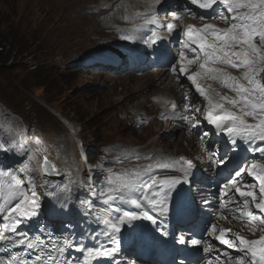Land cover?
Returning <instances> with one entry per match:
<instances>
[{
	"label": "rangeland",
	"instance_id": "374dc122",
	"mask_svg": "<svg viewBox=\"0 0 264 264\" xmlns=\"http://www.w3.org/2000/svg\"><path fill=\"white\" fill-rule=\"evenodd\" d=\"M151 1L148 13L155 20L148 22L140 18L130 22L135 12L144 15L140 10L142 8L136 4L133 5L138 8L130 11L123 9L117 15L109 1L0 0V39L10 37L22 41L24 48H29L27 51L10 50L6 58L0 59V100L27 126L24 129L20 127L13 122L15 117L9 118L0 107V131L3 132L0 142L11 137L17 144L12 151H0V168L12 170L26 165L30 171L23 173L25 179H32L37 191L42 193L43 180L32 170L34 156L45 146L61 154L60 148L65 140H69L67 148L71 149L72 161L63 163L65 159L61 154L62 158H58L60 165L65 166L67 175L70 172L74 178L83 179L86 185L90 173L99 178L117 173H137V162L142 159L145 149L153 151L161 147L174 153L183 152L188 139L183 138V126H178V121L170 123L163 118L147 126L155 100L163 94L159 90L168 88V68L162 64L153 65L122 80L118 76L122 73L105 69L106 62L112 57L129 59L125 55L121 57L118 52L117 26L107 37L113 16V23H123L120 29L133 41L131 46L137 49L147 46V36L153 31L158 39L148 46H158L159 38L166 35L162 26L169 19L163 25L160 21L163 15L167 17L170 10H179V6H167L165 0ZM80 2L82 4L76 8ZM122 16L120 23L119 17ZM223 22L230 20H220V23ZM111 40L112 47L98 46ZM37 48L41 52H37ZM131 53L128 51L125 54ZM137 57L138 63L142 64L144 58L153 57V53H141ZM38 70L43 77L35 79L34 72ZM257 78L264 83V73H259ZM148 79L149 83H146ZM225 81L220 77L210 88ZM72 124L75 126L73 133ZM29 136L38 146L30 148V155L27 156L29 147L24 138L31 143ZM21 148L19 153L22 158L18 157ZM87 151L97 153L93 169L88 164ZM139 154H142L141 159ZM75 157L79 158L78 161ZM10 182V176L0 174V192L6 191ZM78 195L83 197L87 193L80 192ZM121 207L126 209L128 203ZM73 216L77 217L80 226L79 212H74Z\"/></svg>",
	"mask_w": 264,
	"mask_h": 264
},
{
	"label": "snow or ice",
	"instance_id": "6c2138e0",
	"mask_svg": "<svg viewBox=\"0 0 264 264\" xmlns=\"http://www.w3.org/2000/svg\"><path fill=\"white\" fill-rule=\"evenodd\" d=\"M217 3L218 0H186L189 11L191 5L215 11L214 5ZM219 3L226 6L229 13L235 14V22L227 31L215 35L209 41L205 36L217 33L218 30L213 25L206 24L201 29L189 26L183 35L191 44L198 45L199 52L203 54V62L199 64V68L206 73H223L222 69L208 67L209 64L217 62L232 68L242 66L245 69L243 80L246 84L235 77H227L234 81L231 87L237 98H230L229 103L237 111L224 110L223 104L214 103L197 82L196 74L186 75V79L194 86L195 92L207 101L205 119L208 124L214 125L217 133L226 136L227 145L235 149L239 147L238 142H244L252 151L264 156V147L255 143H264V83L257 78L259 73H264V0H219ZM241 9L246 11H240ZM166 27L172 32L175 25L167 23ZM257 35L261 47L253 43V38ZM152 36V42L155 43L158 39L157 33L153 31ZM187 46L186 42L184 47ZM237 47L239 50H236ZM179 57V72L186 73L183 51L179 53ZM194 62L189 60L187 63ZM172 71L176 73V68L173 67ZM195 111L199 113L200 109L196 108ZM248 118L254 122L250 123ZM196 127L198 124L193 125V128ZM0 135H3L2 131ZM16 147L17 144L11 137L0 142V151H12ZM225 155L226 153L219 156V162L227 167ZM182 162L187 164V169H181L187 177L188 169L193 165L190 161ZM25 171H30L26 165L12 170L0 168V174L11 177L7 190L0 192V264H93L102 258L112 259L120 251V237L124 227L134 230L136 225L133 222L141 220L154 226L152 231L155 235L143 237L145 243L155 239L156 235L166 239L169 236V202L174 200L176 186L188 182L187 179L179 178L157 181L151 175L143 179L139 173L126 172L102 177L103 182L98 183L90 173L86 185L83 179H76L69 173L66 182L53 184L45 181L41 193L37 191L32 179H25ZM245 171L249 176L255 175L258 179L260 199L257 202V194L252 190L255 185L248 184L247 191L237 187L235 191L242 201L240 214L264 226V216L254 214L250 210L249 202L251 198L255 209L264 213V164H258L254 160L247 170L238 166L225 182V187L235 186L243 179ZM80 192H86L87 195L81 197L78 195ZM220 194L222 197L226 195L223 189ZM42 196L47 199L42 200ZM45 203L49 208L48 216L44 213ZM125 203L135 204L142 210H125L121 207ZM74 212H79L81 217L80 232L76 231V224L68 219ZM33 223L36 225L35 230L27 231ZM56 223L62 224L59 232L55 231ZM215 228V225L211 226L212 232ZM205 231L209 230L206 228ZM251 231L255 232L256 228H251ZM261 231L264 232V228ZM101 236L105 239L100 240ZM214 239L228 248H237L244 254L239 259L233 258L235 264H264V234L258 239H246L239 235L226 238V233L221 232ZM85 240H92L94 244L89 246ZM175 242L179 245L202 244V240L189 238L185 234L179 235ZM210 248L211 245L205 251L209 252ZM71 252L80 253L82 259L71 257ZM114 264L119 262L114 261ZM127 264H136V261L128 260ZM180 264L184 262L180 261Z\"/></svg>",
	"mask_w": 264,
	"mask_h": 264
},
{
	"label": "bare ground",
	"instance_id": "6f19581e",
	"mask_svg": "<svg viewBox=\"0 0 264 264\" xmlns=\"http://www.w3.org/2000/svg\"><path fill=\"white\" fill-rule=\"evenodd\" d=\"M102 2L104 1H109L110 3H112L111 7L114 8L115 7V11L117 13V15L120 13V11H122L123 9H126L127 11H130L132 10V8H138V7H141L143 12H144V15L141 16L140 14L136 13L134 14V17H133V21H139L140 18L143 19V20H147L148 22L150 21H153L155 20L153 17H150L149 13H148V9L152 6V1L151 0H125L124 2H120L121 0H119L118 2L117 1H114V0H100ZM183 3L186 2V0H181ZM130 2V3H129ZM165 2H168L170 3L169 0H165ZM174 3L178 4L180 3V0H174ZM82 2H80L79 4H77L75 7L77 8L79 5H81ZM96 3H94L93 5H95ZM133 4H136L138 7L134 6ZM92 5V6H93ZM92 10V9H91ZM134 13V12H133ZM132 13V14H133ZM131 14V15H132ZM130 15V16H131ZM129 16V17H130ZM90 20H95L94 18H90ZM148 38V43H147V46L148 45H151L153 42V36H152V33L149 34L147 36ZM185 41H188V38H185ZM98 46H100V44H98ZM100 48V47H99ZM97 52V51H96ZM150 53V52H149ZM148 54V53H147ZM133 62V59L132 58H129L127 60H122L120 58H117V57H113L111 58L109 61L106 62V67L105 69L106 70H112V71H115V72H120L122 73L124 76H120L122 78H127L130 76V72H125L123 70V66L125 65H128L130 63ZM112 64H116V66H113ZM135 65L139 66V67H142V64L141 63H135ZM143 68V67H142ZM98 69V68H97ZM146 69H143V71H145ZM146 83H149V79L146 81ZM176 85L174 87H172L171 89H169V92L168 91V88H163V90H159V92H162L163 94H161V98L163 100H166L168 98H170L171 96L172 97H176L177 93L176 91H173V89H175ZM203 87V86H202ZM205 89V87H203ZM222 93H224V91H220ZM127 93V92H126ZM194 94L195 91H194ZM216 98L218 99L219 96L216 94V93H213ZM196 97H192L193 100H197L199 98V95H194ZM191 100V99H190ZM157 110L154 109L153 113H156ZM20 122H22L20 120ZM71 130H72V133L74 132L75 130V126L72 125V127H70ZM64 139V138H63ZM65 140V139H64ZM198 140V139H197ZM67 146H69V140H65L63 141V145L62 147L59 149L61 154L63 155V158L67 161H72V156L70 154L71 152V149H68ZM71 147V146H70ZM75 150V149H74ZM155 150V149H154ZM56 151V150H55ZM52 147L50 146H45L44 149L40 152V153H37L35 156H34V168H33V172H35V174L38 175L39 178H41L42 176V170H41V165L40 164H37V163H40L42 162L43 160L46 161V162H51L52 165L54 166V170H56V173L58 175V178L59 176H63V177H66V173H65V169H64V166H61L60 165V160L58 158H62L61 157V154L59 152H55ZM76 152V151H75ZM77 153V152H76ZM79 154V153H78ZM76 158V157H75ZM79 158H76L75 160H77ZM147 161H145L146 164H154V161L155 160H159L160 159V156L156 155V154H151V153H147ZM217 160L216 157L213 158V161ZM78 161V160H77ZM79 163V162H78ZM74 164V163H73ZM76 166V165H75ZM69 167V166H67ZM73 167V166H72ZM75 168V167H74ZM73 168V169H74ZM80 168V166H79ZM70 169V168H69ZM85 169V168H84ZM81 170V169H79ZM69 171V170H68ZM77 172V171H76ZM70 173V172H69ZM85 173V172H84ZM73 176V175H72ZM82 176V175H81ZM80 176V177H81ZM47 181V180H45ZM206 182V181H205ZM53 184L57 183V182H51ZM207 184V183H206ZM47 198L45 197L43 200H46Z\"/></svg>",
	"mask_w": 264,
	"mask_h": 264
},
{
	"label": "trees",
	"instance_id": "16d2710c",
	"mask_svg": "<svg viewBox=\"0 0 264 264\" xmlns=\"http://www.w3.org/2000/svg\"><path fill=\"white\" fill-rule=\"evenodd\" d=\"M10 37H7V39H0V59H2L3 57L6 58L7 54L10 52V50H12V52L14 50H29L24 48L25 45L22 43V41H18V40H13V39H9ZM22 43V44H21ZM37 52H41L40 48H37ZM44 68V67H42ZM34 78L38 79L39 77H43L42 73L38 70L37 72H34ZM96 155V154H95Z\"/></svg>",
	"mask_w": 264,
	"mask_h": 264
},
{
	"label": "water",
	"instance_id": "95a60500",
	"mask_svg": "<svg viewBox=\"0 0 264 264\" xmlns=\"http://www.w3.org/2000/svg\"><path fill=\"white\" fill-rule=\"evenodd\" d=\"M45 170H46V175H47V176H49V177H51V178L54 176V174H53V172H52L51 169H48V168L45 166Z\"/></svg>",
	"mask_w": 264,
	"mask_h": 264
},
{
	"label": "clouds",
	"instance_id": "9594fccd",
	"mask_svg": "<svg viewBox=\"0 0 264 264\" xmlns=\"http://www.w3.org/2000/svg\"><path fill=\"white\" fill-rule=\"evenodd\" d=\"M102 48V47H101Z\"/></svg>",
	"mask_w": 264,
	"mask_h": 264
}]
</instances>
